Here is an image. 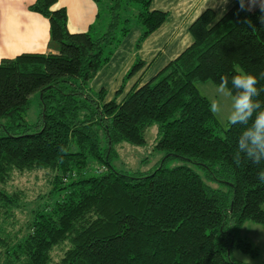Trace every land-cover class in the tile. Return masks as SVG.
<instances>
[{"label": "trees", "instance_id": "1", "mask_svg": "<svg viewBox=\"0 0 264 264\" xmlns=\"http://www.w3.org/2000/svg\"><path fill=\"white\" fill-rule=\"evenodd\" d=\"M92 1L107 10L99 35L91 26L70 33L65 9L52 10L56 0H35L29 9L48 20L57 53L0 61V186L14 173L33 171H46L50 184L21 237L9 230L23 208L21 194L0 189V264H50V252L65 243L55 264H244L231 252L257 255L239 231L246 221L264 226V184L256 178L264 163L242 159L236 166L243 126L228 124L217 135L210 102L195 84L264 71L259 6L242 8L238 0L220 18L206 9L189 26V47L144 84L123 96L121 85L106 100L104 90L89 85L130 31L128 6L137 7L136 51L167 13L152 10L151 0ZM143 66L136 60L126 79ZM36 93L40 113L30 132L24 119ZM255 99L264 103V91ZM153 124L155 149L165 154L161 165L145 174L115 170L113 147L143 144ZM177 158L202 175L189 165L164 166ZM91 162L101 166L95 175Z\"/></svg>", "mask_w": 264, "mask_h": 264}, {"label": "crops", "instance_id": "2", "mask_svg": "<svg viewBox=\"0 0 264 264\" xmlns=\"http://www.w3.org/2000/svg\"><path fill=\"white\" fill-rule=\"evenodd\" d=\"M238 0H151L150 8L167 13L165 22L135 50L140 35L132 33V42L124 50V41L114 50L108 63L90 82V89L104 90L106 100L114 98L123 85L122 96L134 85H142L174 60L192 43L188 29L191 23L206 9L220 18ZM35 0H0V61L13 59L23 53L55 54L50 44L49 22L29 9ZM253 10L258 0H244ZM64 8L67 30L70 33L87 32L91 26L95 32L99 8L92 0H56L52 10ZM134 35V36H133ZM124 51V52H123ZM136 60L144 63L142 69L126 79ZM97 87L98 89H94ZM120 96L119 99L122 97Z\"/></svg>", "mask_w": 264, "mask_h": 264}, {"label": "rangeland", "instance_id": "3", "mask_svg": "<svg viewBox=\"0 0 264 264\" xmlns=\"http://www.w3.org/2000/svg\"><path fill=\"white\" fill-rule=\"evenodd\" d=\"M136 6H128L126 16L130 17L128 27L130 28L127 34V39L124 41V50L128 48V44L132 42V33L136 34V30H140L134 15L136 13ZM99 20L94 27V33L99 35L105 30L107 20V10L105 7L99 8ZM134 36V35H133ZM123 42V40L121 41ZM124 52V51H123ZM196 88L199 93L204 96L209 102L213 97L221 100L223 112L220 115H214L218 127L216 134L219 136L224 135V131L229 124L226 120L227 112L230 108V100L227 98H221L216 94L217 85L210 81L197 82ZM94 89H98L94 87ZM99 90V89H98ZM93 92H96L93 90ZM30 106L25 113V122L30 132H34L37 128L38 117L40 113L39 96L34 94L30 97ZM23 130V129H22ZM157 125L153 124L144 133V143L141 145H133L130 143L122 142L113 147V156L109 163L117 171H121L128 174H145L151 172L155 167L161 165L164 161L165 154L155 149L157 144ZM179 165H189L195 171H198L202 175V171H199L197 167L186 163L181 159H171L164 163V166L168 169L174 168ZM100 165L95 162L90 163V175L96 174V169H100ZM214 186L217 185L213 183ZM218 186V185H217ZM0 189L6 190L9 193L19 192L22 197L23 208L15 212L14 219H11L9 223H13L11 229L13 232H17L18 237H21L25 232V226L27 222L31 220V212L38 206L43 205L46 201V195L50 190L49 177L46 171H33L14 173L8 182L0 186ZM261 210L264 211V203L261 205ZM239 236L251 243L254 248L257 249V255L251 257L250 255L243 253L239 249H233L231 252V258L237 262L244 264H264V226L246 221L240 231ZM68 245L61 244L50 252V264L58 262L63 253L67 249Z\"/></svg>", "mask_w": 264, "mask_h": 264}, {"label": "clouds", "instance_id": "4", "mask_svg": "<svg viewBox=\"0 0 264 264\" xmlns=\"http://www.w3.org/2000/svg\"><path fill=\"white\" fill-rule=\"evenodd\" d=\"M255 2V0H253ZM244 7V0H240ZM261 15L258 17L264 25V0H258ZM251 26V21H246ZM264 79V71L259 77L246 72L235 74L229 79L222 75L215 91L221 98L230 100V108L226 120L231 125H241L243 130L237 138V149L233 156V162L240 166L242 159H247L251 164L264 163V103L255 99L264 91V87L258 88L259 80ZM210 111L213 115L223 112L220 99L213 97L210 101ZM257 180L264 184V169L257 172Z\"/></svg>", "mask_w": 264, "mask_h": 264}]
</instances>
